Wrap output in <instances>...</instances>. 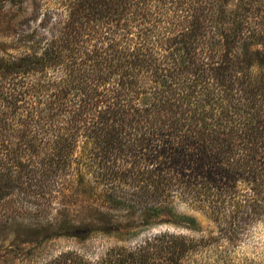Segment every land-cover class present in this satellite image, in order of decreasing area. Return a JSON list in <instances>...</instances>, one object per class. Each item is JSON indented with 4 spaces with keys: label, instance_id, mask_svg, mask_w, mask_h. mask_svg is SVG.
Returning <instances> with one entry per match:
<instances>
[{
    "label": "trees",
    "instance_id": "16d2710c",
    "mask_svg": "<svg viewBox=\"0 0 264 264\" xmlns=\"http://www.w3.org/2000/svg\"><path fill=\"white\" fill-rule=\"evenodd\" d=\"M62 1L64 22L49 39L29 24L36 12L23 10L16 40L25 50L0 67V185L24 181L35 198L54 187L100 189L125 224L98 217V225L59 227L82 240L92 231L126 239L159 226L201 231L177 199L198 205L233 245L264 203V74L252 73L264 69V38L249 53L246 22L228 0ZM214 48L217 60H200ZM238 50L244 56L232 57ZM240 184L251 193L241 216L232 203ZM211 240L165 230L97 260L66 253L58 262L218 264L206 252ZM201 251L204 261L194 257Z\"/></svg>",
    "mask_w": 264,
    "mask_h": 264
},
{
    "label": "rangeland",
    "instance_id": "374dc122",
    "mask_svg": "<svg viewBox=\"0 0 264 264\" xmlns=\"http://www.w3.org/2000/svg\"><path fill=\"white\" fill-rule=\"evenodd\" d=\"M61 2L63 1L22 0V7L17 5L11 8L14 10L10 12V0H0V67H7L10 64V59L19 56L25 50L18 43L20 39L16 40V23H19L25 15H22L23 10H26L27 17L36 12V18L34 20L30 18L29 24L32 27L39 26L36 30L37 33L44 39H49L51 34L58 32L60 22H64L65 19H62ZM227 9L228 11L237 10L236 12L241 15L239 18L246 22L244 24V37H246L244 43L251 44L248 47L249 53L254 54L261 50V45H258L257 40L260 37L264 38V0H228ZM20 12L21 14H19ZM208 25H210L209 34L216 36L218 31L211 27L216 23L210 22ZM161 26L164 28L161 29L162 32L165 29L168 31L169 25L162 23ZM108 27L110 25H104V28L101 29L105 31V28L108 29ZM22 41L27 42L25 39ZM80 41V45H84L87 49L92 45V39L85 31L81 33ZM243 41L240 44H243ZM221 53V50L214 48L209 55L210 52L206 53L205 49L198 54V57L200 60L210 62L217 60ZM233 56L242 58L244 54L238 50L234 51ZM262 72L264 74V69L259 71L255 66L252 69L254 75ZM7 82L9 81L4 83ZM263 91L264 87L259 92ZM5 139L10 146V138L6 136ZM1 143L0 137V150L3 152ZM1 152L0 155H3ZM8 180L10 182V179ZM23 182L11 187L10 183L9 185H0V264H60L58 258L66 253H76L87 260H97L112 247H133L149 234L165 230L194 240L201 237L212 238L207 248L208 251H206L211 250L212 262L219 261L218 264H264L263 202V207L259 209V215H255L248 226H243L239 230L233 239V245L228 244L224 235L222 239H219L218 224L210 220V215H206L202 210L199 211L198 205L192 204L191 201L185 203L177 199L175 200L176 210L196 217L201 225V231L191 232L171 226H159L149 231H142L140 235L130 239L118 237L119 235L116 233L109 235L92 231L82 240L65 235V233H58L59 227L74 225L82 228L88 224L98 225L94 221L91 222L98 217H108L113 224H125L118 218L123 213L108 210L103 192L98 188L94 189L91 185L94 191L75 186L71 190H62L61 192L60 187H54L44 198H35L37 196H31V192H24L25 184ZM60 192L65 196H62ZM249 192V186L240 184L236 189L235 199L232 203L240 207L243 205L240 204V201L243 200L242 196L251 194ZM238 211V215L241 216L245 210L240 207ZM119 234H122V231ZM206 252L201 251L202 256L195 255L194 257L203 258L204 261L205 255L209 256V253L206 254Z\"/></svg>",
    "mask_w": 264,
    "mask_h": 264
}]
</instances>
